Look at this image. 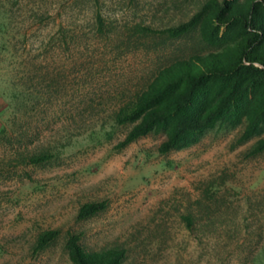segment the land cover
I'll use <instances>...</instances> for the list:
<instances>
[{
  "label": "rangeland",
  "instance_id": "374dc122",
  "mask_svg": "<svg viewBox=\"0 0 264 264\" xmlns=\"http://www.w3.org/2000/svg\"><path fill=\"white\" fill-rule=\"evenodd\" d=\"M211 1L0 0V264H72L71 235L122 264H264V124L160 153L161 133L120 146L113 121L160 68L216 50L199 24L175 32Z\"/></svg>",
  "mask_w": 264,
  "mask_h": 264
},
{
  "label": "trees",
  "instance_id": "16d2710c",
  "mask_svg": "<svg viewBox=\"0 0 264 264\" xmlns=\"http://www.w3.org/2000/svg\"><path fill=\"white\" fill-rule=\"evenodd\" d=\"M200 25L206 44L216 47L205 53L176 59L160 68L143 90L113 110V121L131 124L120 146L151 131L164 139L158 152L185 147L206 131L241 126L238 143L258 135L264 124V0H214L208 2L175 32ZM228 32L218 37L220 26ZM264 152V136L255 140L251 154ZM46 156L31 158V161ZM105 208V202L83 204V219ZM185 218L190 222L189 218ZM58 231L38 237V246L52 241ZM71 235L65 243L72 264H122L125 250L117 247L85 252Z\"/></svg>",
  "mask_w": 264,
  "mask_h": 264
}]
</instances>
